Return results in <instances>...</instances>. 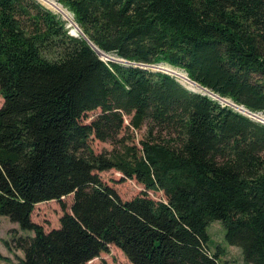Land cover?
Instances as JSON below:
<instances>
[{
	"label": "trees",
	"instance_id": "16d2710c",
	"mask_svg": "<svg viewBox=\"0 0 264 264\" xmlns=\"http://www.w3.org/2000/svg\"><path fill=\"white\" fill-rule=\"evenodd\" d=\"M55 1L100 51L178 68L264 115V0ZM68 23L39 0H0V215L33 230L14 237L12 264H85L111 244L131 264H226L209 248L215 219L264 264V123L172 74L101 59ZM125 114L145 126L141 146ZM110 168L165 198L122 199L99 176ZM51 199L64 213L46 231L31 215Z\"/></svg>",
	"mask_w": 264,
	"mask_h": 264
},
{
	"label": "rangeland",
	"instance_id": "374dc122",
	"mask_svg": "<svg viewBox=\"0 0 264 264\" xmlns=\"http://www.w3.org/2000/svg\"><path fill=\"white\" fill-rule=\"evenodd\" d=\"M41 3V2H40ZM44 5V3H41ZM45 6V5H44ZM48 9H51L45 6ZM54 12L58 10L51 9ZM70 12V11H69ZM71 14V12H70ZM72 15V14H71ZM72 26V23H70ZM69 26V32L72 35H80L82 32L78 30L77 27ZM78 31H77V30ZM113 55V54H112ZM160 68V67H158ZM158 68H153V70H158ZM161 69V68H160ZM179 79V78H178ZM180 80V79H179ZM194 89L193 86H188ZM196 90V89H194ZM4 102V98L0 95V105ZM99 110L88 111L87 115L83 117V120L90 121L91 118ZM125 122L122 129V133L129 134L131 142L136 143L141 146L139 142L140 138L145 134V126L141 128H133L128 126L130 122L129 115H124ZM91 144L95 151L103 150L104 148L111 149L112 144L108 141H102L95 137L91 139ZM100 178L106 183L110 184L122 197V199H129L144 192L148 193L151 197L155 199H164L165 193L162 190H152L146 189L144 184L136 180L135 178H124L122 172L110 168L107 170L99 171ZM74 195L72 193L64 196V201L66 203V210L71 211L70 205L72 203ZM64 213V209L60 207V204L56 199H51L47 201L37 202L34 205V211L31 215L32 219L36 222L43 224L44 230L53 229V227H58L60 225L59 217ZM209 233V245L210 250L213 252L217 245L223 248L220 254V260L226 264H251L243 260V251L239 245L230 244L224 239V232H226L225 227L221 224L219 220H212L208 224ZM33 230L31 229H21L18 223L11 221L6 215H0V254L8 256L10 260L0 257V264H12V261H16L18 257L23 256V249L15 248L14 237L18 238L20 236L32 235ZM85 264H131L129 258L124 255L123 251L115 244H111L108 251H101L98 256L89 260Z\"/></svg>",
	"mask_w": 264,
	"mask_h": 264
},
{
	"label": "bare ground",
	"instance_id": "6f19581e",
	"mask_svg": "<svg viewBox=\"0 0 264 264\" xmlns=\"http://www.w3.org/2000/svg\"><path fill=\"white\" fill-rule=\"evenodd\" d=\"M39 1L41 3H44L45 6L51 8V9L58 10V12L61 15H63L64 17H67V18L70 17V19H72L69 10L66 9V8H64L61 4L57 3L55 0H39ZM76 27H77V25H76ZM99 53H100V57H102L103 59H105L107 61L108 60H111V59H117V60H122L123 62H125L127 64H133L132 62H128L127 60L120 59V58H118V57H116V56H114L112 54H108V53H105L103 51H100ZM152 66H154L153 67L154 69L160 67L161 69H163V70L169 72L170 74L178 77L183 84L185 83L186 86H193V87H195L197 89H202V90H205V91H210L209 89L204 88L203 86L199 85L195 81H191L188 78V76L185 74L184 71H181V70H178V69H173V68H171L172 66L165 65V64H160V65L157 64V66H155V65H152ZM152 66H150V67H152ZM213 96H216L219 100H221V102H225V103L227 102V103H231V104L236 105L235 101H232V100H229V99H225V98H221V97H219L218 95H215V94H213ZM242 106L236 105V107L239 108V109H242L244 111L247 110L244 106L243 107ZM255 115H257L259 117L261 116V119L264 120V115L263 114H261V113L260 114L259 113L257 114V112H256Z\"/></svg>",
	"mask_w": 264,
	"mask_h": 264
},
{
	"label": "water",
	"instance_id": "95a60500",
	"mask_svg": "<svg viewBox=\"0 0 264 264\" xmlns=\"http://www.w3.org/2000/svg\"><path fill=\"white\" fill-rule=\"evenodd\" d=\"M65 19H67L66 17H65ZM78 26V25H77ZM78 30H80L79 29V27H78ZM80 32H81V30H80ZM81 34H83V36H84V38L87 40V38H86V36H85V34L82 32ZM74 35H76V34H74ZM88 41V40H87ZM92 46H93V48L95 49L94 51H96V54L100 57V49L98 48V47H96V45H94V44H92L90 41H88ZM101 59H103L102 57H101ZM103 60H105V59H103ZM110 61H113V62H119L118 60H116V59H111ZM128 62H130V61H128ZM134 62V61H133ZM159 63V62H158ZM140 64H142V63H135V66H139ZM159 64H164V63H159ZM154 65H157V64H154ZM178 69V68H177ZM162 71V72H164V73H168V74H170L169 72H167V71H165V70H163V69H160V68H158V70L157 71ZM185 74H186V72H185ZM202 90V89H201ZM202 92L203 93H210V95L212 96V97H214V98H216V99H218L216 96H213V93H211L210 91H205V90H202ZM219 100V99H218ZM219 101H221V100H219ZM233 101V100H232ZM227 103V102H226ZM228 104H230V105H232L234 108H236L237 110H239V111H241V112H243V113H246V114H249L250 116H252L254 119H257V120H259V121H261V122H263L264 123V120L263 119H261V116L259 117V116H257V115H255V113H253L252 111H250L249 109H247V110H242V109H239V108H237L236 107V105H234V104H231V103H228Z\"/></svg>",
	"mask_w": 264,
	"mask_h": 264
},
{
	"label": "built area",
	"instance_id": "2783aa9c",
	"mask_svg": "<svg viewBox=\"0 0 264 264\" xmlns=\"http://www.w3.org/2000/svg\"><path fill=\"white\" fill-rule=\"evenodd\" d=\"M58 14H60V13H58ZM60 16H61L63 19H65V17H64L63 15L60 14ZM71 17H72V15H71ZM66 18H67V17H66ZM65 20H67V21L69 22V23H68L69 26H71L70 23H72V26H75V27H76V25H78V24L73 20V18L70 19V17H69V18H67V19H65ZM72 26H71V27H72ZM77 27H78V26H77ZM71 34H72V33H71ZM113 55H114V54H113ZM114 56H115V55H114ZM116 57H117V56H116ZM116 60H117V59H116ZM105 61H107V60H105ZM109 61H110V60H109ZM118 61H119V63L122 62L123 64H127V63L123 62L122 60H118ZM132 63L135 65L134 62H132ZM133 64H132V65H133ZM165 65H167V64H165ZM139 66H140V67H143V68H146V67H147V68H150V69H153V67H154V66L149 65V64H140ZM150 66H152V67H150ZM170 75H171V74H170ZM194 89H196V90H198V91H202L201 89H197V88H194ZM194 89H193V90H194Z\"/></svg>",
	"mask_w": 264,
	"mask_h": 264
}]
</instances>
